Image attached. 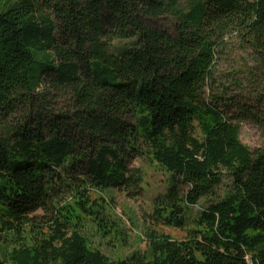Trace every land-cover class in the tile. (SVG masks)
Listing matches in <instances>:
<instances>
[{"label":"trees","instance_id":"trees-1","mask_svg":"<svg viewBox=\"0 0 264 264\" xmlns=\"http://www.w3.org/2000/svg\"><path fill=\"white\" fill-rule=\"evenodd\" d=\"M233 36L264 80V0H0V264H264V150L204 99ZM141 154L167 174L152 219L190 226L110 258L129 235L106 197Z\"/></svg>","mask_w":264,"mask_h":264},{"label":"rangeland","instance_id":"rangeland-1","mask_svg":"<svg viewBox=\"0 0 264 264\" xmlns=\"http://www.w3.org/2000/svg\"><path fill=\"white\" fill-rule=\"evenodd\" d=\"M154 26L163 30L172 29V21L162 17L154 22ZM257 67V54L248 44L237 37H229L224 47L217 54L214 69V84H208L204 99L208 103L216 104L240 127L239 139L251 152L264 150V80L260 79ZM64 103L58 101L57 108L63 109ZM15 117L19 118L20 113ZM130 173L138 174L141 182L132 184L123 191H113L106 199H113L116 217H119L127 229L128 247L120 249L116 244L105 245L101 242L100 250L110 258L124 257L134 250L145 249V233L152 230L163 233L174 240H181L186 236L190 226L188 223L183 230L160 225L152 219L154 201L164 195L167 187V174L150 162L146 156L134 155L128 161ZM137 171V173L135 172ZM181 190L186 186L179 185ZM232 187L231 179L224 176L220 186L214 189L211 197L204 198L196 207L189 208L188 218L192 220L206 204L217 201ZM94 198V196H92ZM45 210L39 209L34 216L48 217ZM92 241L97 242L95 238ZM98 245V244H97Z\"/></svg>","mask_w":264,"mask_h":264}]
</instances>
